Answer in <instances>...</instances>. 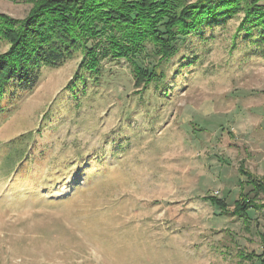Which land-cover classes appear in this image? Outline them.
I'll return each mask as SVG.
<instances>
[{
  "label": "rangeland",
  "instance_id": "374dc122",
  "mask_svg": "<svg viewBox=\"0 0 264 264\" xmlns=\"http://www.w3.org/2000/svg\"><path fill=\"white\" fill-rule=\"evenodd\" d=\"M33 5L0 0V14ZM243 16L207 19L167 59L147 41L87 71L80 47L8 91L0 264H259L246 256L262 251L264 208L233 213L253 196L246 171L264 177V32Z\"/></svg>",
  "mask_w": 264,
  "mask_h": 264
},
{
  "label": "trees",
  "instance_id": "16d2710c",
  "mask_svg": "<svg viewBox=\"0 0 264 264\" xmlns=\"http://www.w3.org/2000/svg\"><path fill=\"white\" fill-rule=\"evenodd\" d=\"M241 13L240 30L264 32V0H34L23 19L0 14V38L11 43L0 54V101L19 96L8 91L32 89L42 68L60 65L80 47L86 51L80 68L87 71H97L103 58L136 54L147 41L167 59L176 54L179 37L190 35L207 19ZM24 158L15 161L16 169ZM246 173L253 196L237 200L233 210L242 217L250 209L264 208L256 201L264 196V177ZM211 199L228 209L226 201ZM261 239L262 251L246 257L264 264V233Z\"/></svg>",
  "mask_w": 264,
  "mask_h": 264
}]
</instances>
